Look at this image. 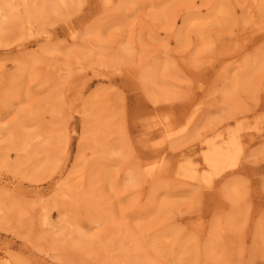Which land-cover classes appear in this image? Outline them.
Wrapping results in <instances>:
<instances>
[{"label": "rangeland", "instance_id": "1", "mask_svg": "<svg viewBox=\"0 0 264 264\" xmlns=\"http://www.w3.org/2000/svg\"><path fill=\"white\" fill-rule=\"evenodd\" d=\"M191 1L194 7L191 12L201 8L202 13H206L202 7V0ZM227 2V7L231 8L230 11L238 26H244L245 31H250L259 17L258 14L251 17L249 13L252 10L255 11L251 0H226ZM153 3L155 0H141L135 5H130L128 1L124 11L121 10L113 20V18L110 19L111 9H105L99 0H74L68 3L61 13L65 16L60 14V19H57L53 27L45 25L40 32L50 34L53 42L66 45L68 47L66 51H68L71 47L67 42L69 28L76 31L78 35L83 33L86 27L92 28L93 32H98L100 29V35L109 41L112 48H117L118 44L124 45L123 43L127 41H136L140 33L139 17ZM184 6L185 1L176 3L173 7L174 16H182L185 11H188ZM132 22L135 24L134 27L129 26ZM112 25L116 26L110 27ZM148 27L145 35L153 33L159 35L158 38L165 36L164 32L158 31L155 22H150ZM221 30L216 26L211 27L205 40H213ZM36 32H38L37 27L33 35L24 33L15 42L0 46V79L7 83L8 79L18 75V79H13L14 92L8 102L6 103L0 97V132L4 133L15 119H21L23 116L19 112L21 108L26 113L30 110L34 111V118L43 117L48 120L50 116H53L59 128L63 130L59 131L62 147L58 145L55 149V155H59L60 161L54 165L52 168L54 170L47 174L48 177L35 182L36 184L33 183L37 187L29 186L26 180L19 178L21 183L18 182L20 184L16 187L9 184L7 188H4L7 190V195L14 199L15 204L9 216L0 219V264L4 262L97 264L102 252L101 246L111 247V242H116L118 236L125 235L128 229L140 238L142 235L135 230V222L147 217L162 204L170 210L169 221L174 220L168 230L171 229L180 236L194 239L201 235L200 227L209 220L214 211L222 206L226 210L231 208L230 202L225 200L222 194L219 195L217 190L223 181L230 178L240 180L243 185L237 208L241 211L240 224L245 225L247 239L243 258H234L233 264H264L261 252L249 253V231L255 221L261 215L264 216V153H260L264 145V83L260 86L252 84L249 91L239 92L237 100L241 102L242 107L235 112H241L242 108L248 109L245 114H242L248 126L255 124L254 117L259 116L258 114H262L261 121L256 126L257 130L250 128L240 133L244 153L238 161V167L224 175L225 179L214 177L213 187L209 190L198 184L183 181L178 174V169L188 162L197 167L201 166L199 141L206 135L210 137L213 132L211 130H222L226 135V129H232L234 122L228 123L226 112L217 107L220 99L216 92L210 91L209 85L217 76L222 64L229 61L233 63L236 60L235 56L220 58L213 65L199 68L197 72H194L186 63L195 60L193 53H196L199 48V41L196 36H189L181 56L178 57V54L170 61L169 65L173 69L170 68L169 77L166 78L168 83L163 87L166 94L157 107L142 90L135 64L127 69L112 68L110 79L102 81L92 78L88 68L82 76L74 75L65 70L66 62L50 53V60L59 59V62L57 61L54 65L55 68L46 67L43 70L35 68L34 72L30 73L27 68L31 61L27 57L32 54L39 56L40 46L48 43L44 40V33ZM225 32L224 29L223 33ZM238 33L239 30L234 31L232 35H238ZM254 41L262 44L264 33L249 39L245 50L239 53V58L246 57L252 51ZM169 42V48L173 49V40L170 39ZM104 49L96 48L95 52L89 51L88 54L93 58L96 57L95 61H97ZM20 57H26V62L23 64L19 62ZM173 61L176 66L172 65ZM21 67L25 70L19 71ZM238 67L240 68V65ZM57 68L60 69L57 76L48 84L45 82L41 84V79H32V77L35 78L34 73H40L38 75L44 77L49 74L56 75L52 72L56 73ZM103 70H105L104 67ZM46 71L50 72L46 74ZM200 85L204 86V89H201ZM97 89L105 95L102 94V97L110 100V108L114 112L113 127L116 133L106 140L105 147L115 148L116 154L104 155L102 159L105 163L112 164L109 173L118 186L116 189L110 188L106 182H96L94 178L92 185L90 181H85L83 187L85 193H80L78 190L73 200H63L58 196L62 180L57 174L60 167L66 164L67 170H70L77 162L78 150L82 153V159L89 163L88 167H91L92 163L101 161V159L94 160L92 156H98V153H93L101 149L99 146L103 147L104 142H98L95 146L89 143L90 140H84V143L81 131L82 102ZM50 93H53V96L50 97ZM199 100L203 102V110L196 125H203V127L200 131H190L191 137L181 139V146L176 151H170L167 148L165 153L167 163L164 171L156 178L154 177L153 181H145L143 172L149 171L156 165L151 145L161 143L163 138L156 133H149L145 127L149 122L156 120L158 113L169 118L176 115L182 122L184 116ZM50 111H54L55 115ZM177 126L180 125L177 124ZM2 138L0 137V147L5 146ZM89 144L90 147L86 148ZM81 146L82 149H80ZM14 157V153L10 151V162L14 163ZM128 170L137 173L135 184L131 187L128 186L129 181L126 178ZM7 177L12 175L0 171V178L4 183L9 181ZM75 181V178H71L69 183L73 184ZM80 195H90L89 206L86 207L75 200ZM60 210L64 211V217L60 214ZM62 218L71 225L63 228ZM4 227L8 229L4 230ZM148 236L145 235V239ZM143 240L144 238L140 241ZM99 241L102 242L99 243ZM74 243H80L83 247H76ZM114 246L117 247V244ZM84 248L90 251L87 252ZM98 248L100 250L97 251ZM129 249H132L131 243L124 244L123 250L115 251L118 264L130 262L131 264H171L164 259H155L154 263H147L145 257L136 263L133 258L125 254Z\"/></svg>", "mask_w": 264, "mask_h": 264}, {"label": "bare ground", "instance_id": "2", "mask_svg": "<svg viewBox=\"0 0 264 264\" xmlns=\"http://www.w3.org/2000/svg\"><path fill=\"white\" fill-rule=\"evenodd\" d=\"M128 1L131 3L130 5H135L141 0H99L105 9H111L110 19L113 18V20L121 10L124 11V6ZM183 1H185L184 8L188 11H185L182 16H174V5ZM70 2L72 3L74 0H0V46L15 42L24 33L33 35L36 27L37 34L44 33V31L40 32L41 28L45 25L53 27L57 19L64 15L61 13ZM192 4L191 0H155V3L139 17L140 33L136 41H127L123 43L124 45L118 44L117 48H112L109 41L100 35V29L98 32H93L92 28L86 27L83 33L78 35L76 31L69 28V41L67 42L71 47L68 51H66L68 49L66 45L53 42L50 34L45 32L44 40L48 43L40 46L39 56L32 54L27 57L31 61L27 70L33 73L35 68L38 70H43L46 67L55 68L54 65L57 61L62 59L67 63L65 70L74 73V75L82 76L88 68L92 78L103 81L110 79L112 68L127 69L135 64L142 90L158 107L162 103L161 98H164L166 94L163 88L168 83L166 78L169 77L170 68L173 69L169 65L170 61L178 54V57L181 56L189 36L194 35L199 41V48L196 53H193L195 60L186 63L194 72H197L199 68L213 65L220 58L235 56L236 60L233 63L229 61L222 64L217 76L209 85L210 91L216 92L220 99L217 107L226 112L228 123L234 122V125L231 126L232 129H226V135L222 130H211L213 132L210 137L206 135L199 141L201 166L197 167L188 162L178 169L180 178L186 183L198 184L211 190L216 177L225 179L224 175L233 172L238 167V161L244 153L240 133L250 128L257 130L256 126L261 121L262 114H258L259 116L254 117L255 124L248 126L247 121H244L245 116L242 115L248 109L242 108L241 112H235V110L242 107L241 102L237 100L239 92L249 91L252 84L260 86L261 83H264V42L261 44L254 41L252 51H248L249 54L246 57L239 58V53L246 48V42L253 36L264 33V0H251L255 11L252 10L249 13L251 17L257 14L259 17L256 25L250 31H245L244 26H238L230 11L231 8L227 7L226 0H202V7L206 10L204 14L201 8L191 12L194 10ZM150 22H155L158 31L164 32L165 36L158 38L159 35L153 33L145 35ZM113 26L116 25L110 27ZM129 26L134 27L135 24L132 22ZM214 26L222 29L221 32L213 40L206 41L210 28ZM224 29L225 33H223ZM238 30V35H232L234 31ZM170 39L174 42L173 49L169 48ZM19 46L21 47V44ZM96 48L104 49L97 61H95L96 57L93 58L88 54L89 51L95 52ZM50 53L57 55L59 59L52 58L50 60ZM19 62L22 64L26 62V57H20ZM172 65L176 66L174 61ZM237 67L238 69H236ZM24 70V67L19 69V71ZM59 70L57 68L56 73L51 71L56 75L49 74L46 77L39 76L40 73H34L35 78L32 77V79H41V84L43 82L48 84L51 79L57 76ZM47 72L50 71H46V74ZM14 76L13 79L18 75ZM13 79H8L7 83L0 79V97L6 103L14 92ZM200 88L204 89V86L200 85ZM102 94L97 89L87 96L82 102L81 112L82 141L90 140L89 143L94 146L98 142H104L103 147L100 145L101 149L93 153H98V156H92L94 160L101 159V161L92 163V166L88 167L89 163L82 159V153L78 150L77 162L70 170H67L66 164L60 167L57 174L58 178L62 180L58 196L63 200H73L78 190L80 193H85L83 191L85 181H90L92 185L94 178L96 182H106L110 188L116 189L118 186L109 173L112 164H107L102 159L104 155L114 156L116 154L114 153L115 148L105 147L106 140L114 135L116 130L113 127L114 112L110 108V100L107 97H102ZM49 96H53V93H50ZM202 110L203 102L199 100L184 116L182 122L176 115L169 118L158 113L156 120L147 124L146 131L156 133L163 138L161 143L151 145L156 165L149 171L143 172L145 181H153L164 171V166L167 163L165 154L167 148L170 151H176L181 146V139L191 137L190 131H200L203 125H196V121ZM19 112L23 114L21 119H15L4 133L0 132V137H3L2 142L5 144L4 147H0V171L12 175V177L6 178L9 180L7 183H4L0 178V219L7 218L14 210L15 201L7 195V190L4 189L7 188L6 186L10 184L16 187L21 183L20 178L26 180L29 186L37 187L35 182L48 177L47 174L51 173L54 170L52 169L54 165L60 161L59 155H55V149L58 145L62 147L59 131L63 130L59 128L54 117L50 116L48 120L43 117L34 118V111L30 110L26 113L22 108ZM50 113L55 115L54 111H50ZM90 144L86 148H89ZM10 151L15 155L14 163L10 162ZM260 153H264V145ZM136 175L137 173L133 170L127 171L128 186L131 187L135 184ZM71 178H75V183H69ZM242 186V182L236 178L223 181L220 189H217L218 193L222 194L223 198L229 201L232 206L228 210L222 206L214 211L209 220L204 225L202 224L200 227L202 233L196 238H187L171 231V229L168 230L174 220L173 222L169 221L170 210L165 204H162L147 217L135 222V230L142 235L140 238L136 237L131 229H128L125 235L118 236L116 242H111V247L101 246L102 252L97 264H118L114 253L116 250H123L124 244L128 243L132 244V249L126 251L125 254L129 258H133L136 263L145 257L147 263H154L155 259H164L165 262L171 264H233L234 258H243L244 245L247 241L245 225L241 226L240 224L241 211L237 208V203L242 196ZM75 200L86 207L91 203L90 195H80ZM60 214L65 216L62 210H60ZM62 222L63 228L71 225L64 218H62ZM7 229L4 227V230ZM145 235L151 236L145 239ZM142 238L144 240L140 241ZM249 238V253L261 252V256L264 257V216L261 215L255 221L249 231ZM101 242L99 241V243ZM114 244H117V247ZM74 246L83 247L80 243H74ZM4 264L14 263L4 262Z\"/></svg>", "mask_w": 264, "mask_h": 264}]
</instances>
